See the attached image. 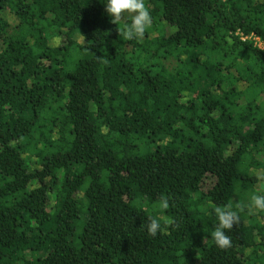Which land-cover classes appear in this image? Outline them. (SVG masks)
<instances>
[{"label":"trees","instance_id":"1","mask_svg":"<svg viewBox=\"0 0 264 264\" xmlns=\"http://www.w3.org/2000/svg\"><path fill=\"white\" fill-rule=\"evenodd\" d=\"M106 3L0 0V264H264V0H145L131 41Z\"/></svg>","mask_w":264,"mask_h":264},{"label":"clouds","instance_id":"2","mask_svg":"<svg viewBox=\"0 0 264 264\" xmlns=\"http://www.w3.org/2000/svg\"><path fill=\"white\" fill-rule=\"evenodd\" d=\"M105 11L111 18L110 23L118 26V35L122 40H143L146 32L151 28L153 20L145 0H107ZM130 18V23H124L123 27H119L122 21ZM257 182L264 191V171L255 173ZM250 204L247 205L249 210L256 209L264 212V195L253 194L250 197ZM159 208L167 210L169 208V199L161 197L159 200ZM245 205L236 202L226 206H216L214 212L218 223L212 232V239L217 247L226 250L232 247V240L227 231H231L234 225L240 223L239 213L244 211ZM148 234L155 237L161 230L160 221L156 218H149ZM205 242V239H204Z\"/></svg>","mask_w":264,"mask_h":264},{"label":"built area","instance_id":"3","mask_svg":"<svg viewBox=\"0 0 264 264\" xmlns=\"http://www.w3.org/2000/svg\"><path fill=\"white\" fill-rule=\"evenodd\" d=\"M235 35L238 36L242 41H250L255 47L264 50V39H262L259 34L255 32L248 34L244 31L237 30Z\"/></svg>","mask_w":264,"mask_h":264},{"label":"rangeland","instance_id":"4","mask_svg":"<svg viewBox=\"0 0 264 264\" xmlns=\"http://www.w3.org/2000/svg\"><path fill=\"white\" fill-rule=\"evenodd\" d=\"M155 209H158V203L155 204V205H153V206L151 207V210H150V211H154ZM160 216H161V215H160Z\"/></svg>","mask_w":264,"mask_h":264}]
</instances>
